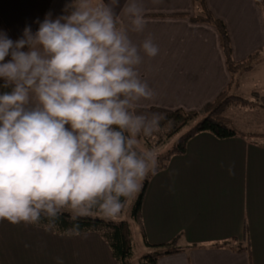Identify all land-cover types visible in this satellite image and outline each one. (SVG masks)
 Masks as SVG:
<instances>
[{
    "label": "clouds",
    "instance_id": "clouds-1",
    "mask_svg": "<svg viewBox=\"0 0 264 264\" xmlns=\"http://www.w3.org/2000/svg\"><path fill=\"white\" fill-rule=\"evenodd\" d=\"M118 7L69 0L65 14L49 12L35 32L25 27L13 40L0 31L9 89L0 92V221L51 225L66 211L78 220L94 209L112 219L158 174L154 147L138 137L150 138L165 119L139 110L156 95L139 66L159 47L151 35L135 43ZM122 13L132 32L144 31L141 0H125Z\"/></svg>",
    "mask_w": 264,
    "mask_h": 264
},
{
    "label": "crops",
    "instance_id": "crops-1",
    "mask_svg": "<svg viewBox=\"0 0 264 264\" xmlns=\"http://www.w3.org/2000/svg\"><path fill=\"white\" fill-rule=\"evenodd\" d=\"M68 2L0 0V31L17 40L25 27L35 32L47 10L53 18L65 14ZM141 2L147 21L141 33L130 30L122 13L125 0L116 9L135 43L151 35L159 47L158 55H144L139 66L156 93L139 107L202 111L225 88L232 94L236 81L231 85L217 29L190 17L166 16L199 13L192 0ZM207 6L226 22L235 60L264 51V15L257 0H207ZM254 103L229 106L224 113L240 131L264 134V106ZM141 214L151 244L179 238L178 248H185L160 257L157 264H264V136L196 135L185 153L172 156L150 178ZM227 240L240 247L216 246ZM58 257L63 264H116L111 248L95 232L57 235L0 221L1 264H57Z\"/></svg>",
    "mask_w": 264,
    "mask_h": 264
},
{
    "label": "trees",
    "instance_id": "trees-1",
    "mask_svg": "<svg viewBox=\"0 0 264 264\" xmlns=\"http://www.w3.org/2000/svg\"><path fill=\"white\" fill-rule=\"evenodd\" d=\"M192 2L195 8L200 9L199 13L192 16L188 14H173L166 16L190 17L193 22H206L213 25L217 29L220 38V45L225 56L226 65L231 74L232 85L236 81V77L239 73L253 68L256 61L260 58L261 52H254L247 58L240 61L235 60L233 56L231 36L226 22L216 17L210 11L207 6V0H192ZM257 4L264 15V0H257ZM47 13L48 10L44 13L41 21L44 20ZM3 83V79H0V92L9 90L2 87ZM229 90V87L225 88L215 100L207 103L202 111H185L182 109L170 110L160 107H139L140 111L159 112L165 116V119L161 121L159 132L154 133L150 138L140 136L148 143L147 145L149 148L154 147V145H165L170 139H174V143L171 146V149L168 151V154H166L165 157L160 158L161 163L159 164V170L167 167L172 156L185 153L189 141L202 132L212 133L216 137L222 139L231 138L238 135H242L246 138L264 136V134L245 133L240 131L229 118L223 115V111L229 106H253L255 105L254 102H256L248 98L232 95L230 94ZM256 96L257 102L264 106V95L256 94ZM202 114H204L203 117L201 116ZM151 177L152 176L145 180L132 211L133 217L139 221L141 220L140 216L145 193L147 191ZM99 213H101L99 210L94 209L91 215L80 217L78 220H72L70 212L66 211L51 225L47 219H42L41 223L35 226L46 229L47 231L57 235H75L84 232H95L105 239L111 248L116 264H132L129 258L133 253V244L130 238V230L126 229V222L106 219L95 215ZM174 240L175 239L170 242L159 244H151L148 242V240H146L148 245L151 244L163 247L151 254L148 261L152 264H157L160 257L185 249H178L177 246H174ZM231 244L233 243L227 240L217 244L216 246H232ZM248 244L247 246H243L240 250L248 249Z\"/></svg>",
    "mask_w": 264,
    "mask_h": 264
},
{
    "label": "rangeland",
    "instance_id": "rangeland-1",
    "mask_svg": "<svg viewBox=\"0 0 264 264\" xmlns=\"http://www.w3.org/2000/svg\"><path fill=\"white\" fill-rule=\"evenodd\" d=\"M236 79L237 80L235 86L233 87L232 95L238 92L241 93L244 98H248L253 101H257L256 94L264 95V51L261 53L260 58L256 61L253 68L248 71L239 73ZM223 115H225L224 111H223ZM138 140L142 148H149V146L147 145L148 143L143 138L138 137ZM173 143H174V139H170L165 145L164 144L159 146L154 145V149L158 156L159 164L161 163L160 158L165 157V155L168 154V151L171 149ZM149 177L146 179H149ZM145 180L142 182V187ZM142 187L138 193H136L134 196L126 200L125 207L122 210L121 214L115 218H112L115 221H125L127 225L126 229L130 230V238L133 244V248H132L133 253L132 256L129 258V260L131 261L132 264H152L151 262L148 261L150 255L153 254L155 251H158L159 249L163 248L157 245L147 244L146 240L148 239H146L144 233L145 227L142 220L139 221L135 219L132 215L133 208L142 190ZM95 215L104 218L102 213ZM140 217L142 219V214ZM180 236L181 235H179V237ZM178 239L175 238L174 240L175 243L173 244L174 246L179 247L178 245L181 244V241H178ZM148 242L150 241L148 240ZM231 245L235 248L240 247L239 244L236 243H233Z\"/></svg>",
    "mask_w": 264,
    "mask_h": 264
}]
</instances>
